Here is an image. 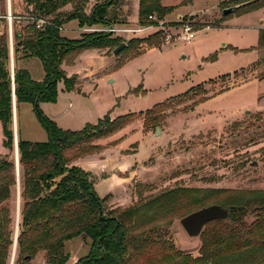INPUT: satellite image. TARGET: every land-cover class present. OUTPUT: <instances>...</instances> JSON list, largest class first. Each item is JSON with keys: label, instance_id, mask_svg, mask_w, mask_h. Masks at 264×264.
<instances>
[{"label": "rangeland", "instance_id": "obj_1", "mask_svg": "<svg viewBox=\"0 0 264 264\" xmlns=\"http://www.w3.org/2000/svg\"><path fill=\"white\" fill-rule=\"evenodd\" d=\"M105 1L91 0L86 13ZM174 1L179 0H160L161 7L172 8L170 13L152 14L172 33L178 31L181 23L191 25L195 31L192 42L166 43L161 34H153L156 31L151 29L150 34L141 33L137 39L158 38L153 43L155 47L140 45L136 46L139 49L131 47L117 55L111 54L113 49L82 52L71 64L61 65L65 77L75 80L72 91L67 92L63 82H58L55 101L40 102L38 110L57 128L72 132L87 124H97L105 115L111 120L131 116L132 122L123 130L97 143L104 150L84 159H93L88 165L98 176H92L94 181L110 177L114 183L112 192L116 198L107 203L108 208L136 203V184L147 186L143 193L146 199L165 190L182 189L180 204L185 203L161 217L158 225L161 240H168L166 244H172L181 253L177 260H192L199 257L200 237L189 238L179 223L184 216L200 209L189 200L191 190L206 192L203 207L230 201L239 205L254 198V193L264 192V49L256 48L259 30L264 29V7L224 16L223 10L239 8L247 2L196 0L194 11L198 12H186L177 18L180 8ZM138 4L139 0H117L111 11L115 17L120 16L116 21L123 23H115L114 28L137 27ZM1 10L6 15L9 10L18 15L38 14L24 0H4ZM58 14L60 20H68L72 15L70 6ZM105 27L79 26L77 20H71L62 24L59 32L65 40L75 41L83 35L107 34L99 32ZM10 29L13 32V24L10 27L7 19L0 22L1 32L8 34ZM121 39L127 46L132 38L126 35ZM95 52L105 63L92 64L91 59L100 60ZM11 63L13 68V57ZM27 68L33 80H42L38 61L32 60ZM199 85L203 93L198 91L190 100H175ZM160 103L169 106L159 112H148ZM13 133L24 142L47 140L39 116L27 103L14 105ZM15 149L12 152L4 149L0 126V156L7 155L9 161L16 163ZM105 149H112L113 155H105ZM16 167V186L7 206L17 225L19 164ZM215 190L219 193L211 192ZM252 220L249 215L247 222ZM89 245L90 241L83 237L69 241L65 264L80 262ZM9 264H15V248ZM30 264H44L43 257L37 256Z\"/></svg>", "mask_w": 264, "mask_h": 264}, {"label": "trees", "instance_id": "obj_2", "mask_svg": "<svg viewBox=\"0 0 264 264\" xmlns=\"http://www.w3.org/2000/svg\"><path fill=\"white\" fill-rule=\"evenodd\" d=\"M116 1L96 4L87 14L89 0H24L38 13L29 12L28 15L47 19L51 25L36 29L34 24L13 21V72L8 36L0 31L3 147L8 152L14 149L13 95L16 105L27 103L34 107L47 134L43 143L20 139L17 142L20 211L15 264H30L39 255L43 257L44 264H65L69 257L66 244L77 237L90 241L87 255L77 264H264V192L254 193V198L243 204L235 205L230 201V204L220 205L229 210V217L225 221L209 222L204 227L199 236V257L177 260L182 255L174 250L172 244H166L168 240H161L163 236L158 222L185 203L180 204L182 189L165 190L146 199L143 193L147 186L136 184V203L108 208L107 203L115 200L116 193L102 194L97 190L98 184L91 172L75 164L98 150H104L97 143L123 130L132 122L131 116L123 115L111 120L109 115H105L97 124H87L82 130L72 132L57 128L38 110L40 102L55 101L58 82H63L67 92L75 86L74 78L65 77L61 69L63 63L71 64L77 55L89 49L114 50L122 43L121 37L111 34L83 35L80 40H65L60 36L59 28L71 20H77L79 26L121 24L123 22L116 21L120 16L116 19L111 11ZM3 2L0 0V4ZM242 2L247 3L235 9L234 13L264 7V0ZM67 5L72 15L66 21L60 20L58 12ZM138 6L140 25H145L153 12L167 14L172 11V8L161 7L160 0H139ZM5 15L1 10L0 16ZM157 40L153 37L132 38L124 50L131 47L139 49L136 46L140 45L152 48ZM256 48L264 49V29L259 30ZM32 60L38 61L42 67L43 78L40 81L33 80L27 68ZM198 91L204 92L201 85L175 100H190ZM167 106L168 103H160L148 112H159ZM16 177L14 161H9L7 155L0 156V264H9L14 244L16 223L7 202L16 186ZM211 192L219 193L216 190ZM123 195L126 198L127 194ZM205 195L206 192L191 190L189 200L201 209ZM249 215L253 218L251 223L247 222Z\"/></svg>", "mask_w": 264, "mask_h": 264}, {"label": "built area", "instance_id": "obj_3", "mask_svg": "<svg viewBox=\"0 0 264 264\" xmlns=\"http://www.w3.org/2000/svg\"><path fill=\"white\" fill-rule=\"evenodd\" d=\"M7 19V21L10 24V27L13 23V21H16L17 23H31L34 24L36 29H43L46 26H50L51 23L47 19L43 18H36L32 15L24 14V15H19L16 17L12 16V13L10 10L7 12V15L5 16H0V19ZM157 18L153 16V14L149 15L147 17V23L146 25H140L138 24L137 27L133 28H114V25H107L105 27L106 30H100L99 32H105L107 34H111L114 36H126L129 35L130 38H138L140 37L139 34L147 32V35L150 34L151 29L155 30L156 32H152L153 34H161L163 40L166 43H172L173 41L180 40L185 43H190L194 39V33L192 26L187 24V23H181L180 26L178 27V31L175 33L169 32L168 26L166 27L163 21H156ZM61 28H59L60 30ZM197 32V31H196ZM8 36V42H9V50H10V57H12L13 53V32L9 31L7 34ZM176 38V39H175Z\"/></svg>", "mask_w": 264, "mask_h": 264}, {"label": "water", "instance_id": "obj_4", "mask_svg": "<svg viewBox=\"0 0 264 264\" xmlns=\"http://www.w3.org/2000/svg\"><path fill=\"white\" fill-rule=\"evenodd\" d=\"M236 8L237 7H231V8L223 10V15H228L232 13ZM125 48H126V44L121 43L118 47L112 50L111 54L117 55ZM11 62H12V57H11ZM11 72H13L12 63H11ZM12 83H13V77H12ZM12 98H13L12 102H13V110H14V105H15L14 95ZM245 114H248V111H246ZM157 134H159L158 128L155 129V135ZM16 146L17 144L15 140V135H14V147L16 148ZM251 166H255V163H251ZM15 168L17 169L16 164H15ZM229 214H230L229 210L226 208H223L220 205H210V206L203 207L199 210H196L186 215L180 220L179 223L189 238H197L200 236L204 227L209 222L216 221V220L225 221L228 219ZM17 231H18V224L16 225L13 248H15L16 246Z\"/></svg>", "mask_w": 264, "mask_h": 264}, {"label": "crops", "instance_id": "obj_5", "mask_svg": "<svg viewBox=\"0 0 264 264\" xmlns=\"http://www.w3.org/2000/svg\"><path fill=\"white\" fill-rule=\"evenodd\" d=\"M195 1L196 0H179V1H174V5H179V8H180V10L178 11V14H177L176 17L179 18L182 15H184V13L186 14V12L194 11L195 10V7H194L195 6L194 5L195 4ZM89 2H91V0H89ZM162 2H163V0H162ZM218 4H217V6H219ZM137 12H138V9H137ZM194 12H198V11H194ZM91 54H93V56H94V52H91ZM95 54H96V52H95ZM83 56H85V55H83ZM96 56L100 60L93 58V59H91V61H93L92 64H94V63L95 64L96 63H105L104 62V59L102 57L98 56V54H96ZM14 135H15V140H16V144H17L19 137H18L17 134H14ZM15 151H16V157H18L17 146H16V150ZM104 153H105V155H108V156L109 155H113V150L112 149H105ZM92 161H93L92 158L91 159H87V160L84 159V160H80L78 162V164H76V165H78L79 167H81L85 171L91 172L92 176L96 175V177H98L97 174H96V172L94 173V170L91 169L92 167L88 165V163L89 164L93 163ZM86 167H88V168L86 169ZM148 169L150 170V168H148ZM96 177H95V180H97ZM96 183L99 185V189L102 192V194H106L108 192H112V185L114 183L111 181V178L110 177L105 178V179L98 178V180L96 181Z\"/></svg>", "mask_w": 264, "mask_h": 264}, {"label": "bare ground", "instance_id": "obj_6", "mask_svg": "<svg viewBox=\"0 0 264 264\" xmlns=\"http://www.w3.org/2000/svg\"><path fill=\"white\" fill-rule=\"evenodd\" d=\"M16 150V149H15ZM16 166H18V161H17V158H16ZM17 176H18V172H17ZM18 190H19V187H18ZM17 196H18V199H19V191H18V194H17ZM18 211H19V209H18ZM19 213V212H18Z\"/></svg>", "mask_w": 264, "mask_h": 264}]
</instances>
